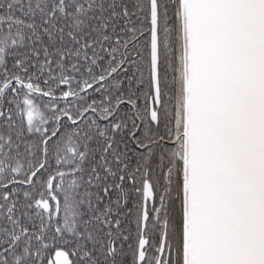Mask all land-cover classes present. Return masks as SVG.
Wrapping results in <instances>:
<instances>
[{"label": "snow or ice", "instance_id": "1", "mask_svg": "<svg viewBox=\"0 0 264 264\" xmlns=\"http://www.w3.org/2000/svg\"><path fill=\"white\" fill-rule=\"evenodd\" d=\"M129 255L264 264V0H0V264Z\"/></svg>", "mask_w": 264, "mask_h": 264}, {"label": "trees", "instance_id": "2", "mask_svg": "<svg viewBox=\"0 0 264 264\" xmlns=\"http://www.w3.org/2000/svg\"><path fill=\"white\" fill-rule=\"evenodd\" d=\"M47 98H44V100H46ZM37 104L41 107L42 110H44L45 112L47 111L46 109H44V104L41 100L37 99ZM19 122V121H18ZM130 227L132 228L133 232L135 231V225L132 224L130 225ZM54 253V252H53ZM128 264H131V256L129 255L128 257Z\"/></svg>", "mask_w": 264, "mask_h": 264}, {"label": "flooded vegetation", "instance_id": "3", "mask_svg": "<svg viewBox=\"0 0 264 264\" xmlns=\"http://www.w3.org/2000/svg\"><path fill=\"white\" fill-rule=\"evenodd\" d=\"M155 204H156V206L159 205V200H158V198H157V200L155 201ZM152 206H153L152 202H149V208H151Z\"/></svg>", "mask_w": 264, "mask_h": 264}, {"label": "water", "instance_id": "4", "mask_svg": "<svg viewBox=\"0 0 264 264\" xmlns=\"http://www.w3.org/2000/svg\"><path fill=\"white\" fill-rule=\"evenodd\" d=\"M54 255V254H53Z\"/></svg>", "mask_w": 264, "mask_h": 264}]
</instances>
